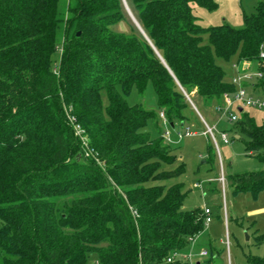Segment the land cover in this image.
Instances as JSON below:
<instances>
[{
    "label": "trees",
    "instance_id": "obj_1",
    "mask_svg": "<svg viewBox=\"0 0 264 264\" xmlns=\"http://www.w3.org/2000/svg\"><path fill=\"white\" fill-rule=\"evenodd\" d=\"M70 1L66 18L60 0H0V264H190L167 259L200 235L206 216L183 206L185 165L159 114L182 132L197 116L189 99L202 115L220 106L236 87L218 61L256 63L262 77L251 87L264 90V0L241 29L198 25L195 9L213 11L215 0H124L148 39L123 0ZM121 23L129 34L114 29ZM148 83L157 112L125 100ZM230 125L264 164V123L242 110ZM215 158L209 145L205 164ZM227 180L234 194L264 191V170Z\"/></svg>",
    "mask_w": 264,
    "mask_h": 264
},
{
    "label": "rangeland",
    "instance_id": "obj_2",
    "mask_svg": "<svg viewBox=\"0 0 264 264\" xmlns=\"http://www.w3.org/2000/svg\"><path fill=\"white\" fill-rule=\"evenodd\" d=\"M215 1L218 7L213 11L203 8L195 9L198 25L201 27L209 28L227 24L234 29H241L244 26V17L254 13L259 0ZM70 4V0H60L59 3V12L65 14L66 18H69ZM114 29L126 34L130 33L127 23H121ZM63 36L64 25H61L56 35L58 49L53 56L54 65L59 63ZM218 63L228 72L229 76L234 75L235 70L232 66L237 64L236 58L229 63L222 61ZM247 74L253 77L252 80L246 81L247 84L253 85L258 74V65L252 63ZM251 89H248V95L252 93ZM125 100L130 106L142 105L149 111H158L157 99L151 83L147 84L142 97L137 89L133 88ZM188 102L197 115L196 120L191 121L190 127L196 135L177 141L175 134L181 129L178 127H175L174 131L168 129L174 153L185 165V173L176 182L183 183L185 187L184 208L204 210L206 207L211 212V222L205 225L200 235L180 254L189 256L193 264L196 261L200 264H248V257L264 256V191L257 196L252 193L234 194L227 178L231 175L264 170V164L247 154L241 140L235 139L239 137L237 133L228 131L231 125L227 122L223 112L217 111V107L204 108V115H202L190 99ZM236 108L234 107V110ZM243 111L249 113L257 124L264 123V109L249 108ZM206 125L216 127V144L210 136L203 135ZM162 128L166 129L163 126ZM224 130H227L226 135L229 141L227 145L223 144L219 134ZM147 131L152 136L156 135L151 124L147 127ZM209 145L215 151L216 158L213 167L203 164ZM222 178L225 180L224 190L221 183ZM204 250L208 252V255L200 256ZM86 264L99 263L94 257H90Z\"/></svg>",
    "mask_w": 264,
    "mask_h": 264
},
{
    "label": "built area",
    "instance_id": "obj_3",
    "mask_svg": "<svg viewBox=\"0 0 264 264\" xmlns=\"http://www.w3.org/2000/svg\"><path fill=\"white\" fill-rule=\"evenodd\" d=\"M260 57L264 59L263 52L260 54ZM244 65L245 63H238L233 65V68L237 71V74L232 78L231 83L235 85L236 91L232 94L225 93L222 97V104L217 107L218 108L217 111L223 112L224 117L227 118V121L230 124L237 121L239 109L242 110L249 108L258 109V110L264 109V90H260V92H262V95L260 96H254L252 94L248 95L247 93L248 89H250L249 86L251 87L253 85H248L246 81L252 80L253 77L247 74V72L244 69ZM261 77H262L261 73L258 72V74L256 75V80ZM234 107L237 108L234 110ZM159 117L166 128L163 136L168 143H171L172 141L170 138V131L168 130L169 129L167 125L168 123L166 121V117L164 113L160 112ZM68 119L72 125L75 135L78 137L85 150V155L87 157L90 156L92 154V150H90V148L88 147V143L84 136V132L81 126L77 124L75 118L70 114V112H68ZM215 131H216L215 126L209 127L206 125L205 133H203V135L210 136L214 144L217 143ZM219 134L223 144L225 145L229 144L226 133L220 132ZM194 135H196L194 131H191L190 128H186L184 131L178 132L176 134V137H177V141H181L184 138L191 137ZM221 183L224 190V183H225L224 178L221 179ZM204 212L206 216L205 225H207L211 222V213L207 208L204 209ZM207 255H208L207 251H202L200 254V256H207ZM176 259H185L190 262L189 256H183L180 253H174L171 257L167 259V262H172ZM190 264L192 263L190 262Z\"/></svg>",
    "mask_w": 264,
    "mask_h": 264
},
{
    "label": "crops",
    "instance_id": "obj_4",
    "mask_svg": "<svg viewBox=\"0 0 264 264\" xmlns=\"http://www.w3.org/2000/svg\"><path fill=\"white\" fill-rule=\"evenodd\" d=\"M252 63H249V64H245L244 65V69H245V71L247 72V70H248V68L250 67V65H251ZM232 68H233V66H232ZM234 69V68H233ZM235 70V69H234ZM227 72V71H226ZM237 74V71L235 70V72H234V75L232 76H229V74H228V72H227V81L228 82H231V80H232V78L235 76ZM252 90V95H254V96H260V95H262V92H260V91H255V90H253V89H251ZM204 164V163H203ZM217 180V179H216ZM206 208V207H205ZM204 208V209H205ZM211 213V212H210ZM226 220V219H225ZM204 251H206V250H204ZM184 256V255H183ZM193 264V263H192ZM195 264H200V262H198V261H196L195 262Z\"/></svg>",
    "mask_w": 264,
    "mask_h": 264
},
{
    "label": "water",
    "instance_id": "obj_5",
    "mask_svg": "<svg viewBox=\"0 0 264 264\" xmlns=\"http://www.w3.org/2000/svg\"><path fill=\"white\" fill-rule=\"evenodd\" d=\"M124 1V0H123ZM124 5H125V8H126V10H127V12H128V14H129V16L131 17V19H132V21L135 23V25L138 27V29L140 30V32L146 37V35L144 34V32L142 31V29L140 28V26L138 25V23L136 22V20L134 19V17H133V15L131 14V12H130V10H129V8H128V6L126 5V3H125V1H124ZM77 35H79V33L77 34ZM147 38V37H146ZM148 39V38H147ZM149 41V40H148ZM149 43H150V41H149ZM152 45V44H151ZM153 47V46H152ZM155 50V49H154ZM155 52L157 53V55H159L158 54V52L155 50ZM160 57V56H159ZM195 108V107H194ZM239 112H242V109H239ZM203 163H205V161L203 162Z\"/></svg>",
    "mask_w": 264,
    "mask_h": 264
}]
</instances>
